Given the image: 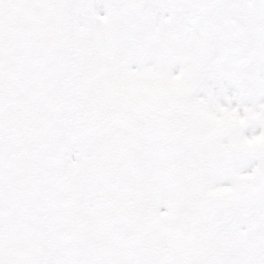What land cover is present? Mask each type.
I'll list each match as a JSON object with an SVG mask.
<instances>
[{"label":"snow or ice","instance_id":"snow-or-ice-1","mask_svg":"<svg viewBox=\"0 0 264 264\" xmlns=\"http://www.w3.org/2000/svg\"><path fill=\"white\" fill-rule=\"evenodd\" d=\"M0 264H264V0H0Z\"/></svg>","mask_w":264,"mask_h":264}]
</instances>
